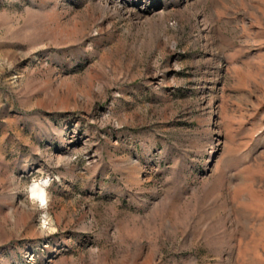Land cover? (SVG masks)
<instances>
[{
  "label": "rangeland",
  "instance_id": "1",
  "mask_svg": "<svg viewBox=\"0 0 264 264\" xmlns=\"http://www.w3.org/2000/svg\"><path fill=\"white\" fill-rule=\"evenodd\" d=\"M0 264H264V0H0Z\"/></svg>",
  "mask_w": 264,
  "mask_h": 264
},
{
  "label": "clouds",
  "instance_id": "2",
  "mask_svg": "<svg viewBox=\"0 0 264 264\" xmlns=\"http://www.w3.org/2000/svg\"><path fill=\"white\" fill-rule=\"evenodd\" d=\"M48 183L49 181L47 180L33 181V183L28 188L31 202L34 206H37L40 209H45L47 207L45 188Z\"/></svg>",
  "mask_w": 264,
  "mask_h": 264
},
{
  "label": "bare ground",
  "instance_id": "3",
  "mask_svg": "<svg viewBox=\"0 0 264 264\" xmlns=\"http://www.w3.org/2000/svg\"><path fill=\"white\" fill-rule=\"evenodd\" d=\"M45 191H46V188H45ZM46 198H47V192H46ZM48 199V198H47ZM53 221V220H52ZM48 224H52L50 221L48 222Z\"/></svg>",
  "mask_w": 264,
  "mask_h": 264
}]
</instances>
